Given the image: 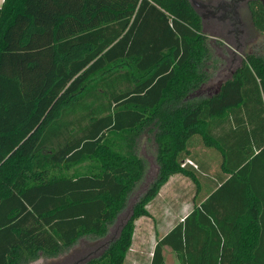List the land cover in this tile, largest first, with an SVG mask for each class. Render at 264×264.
Wrapping results in <instances>:
<instances>
[{
	"label": "trees",
	"instance_id": "1",
	"mask_svg": "<svg viewBox=\"0 0 264 264\" xmlns=\"http://www.w3.org/2000/svg\"><path fill=\"white\" fill-rule=\"evenodd\" d=\"M251 11L264 33V4ZM211 47L191 0H4L0 264L105 237L146 176L137 151L146 132L157 176L118 236L84 264H124L162 187L182 174L201 189L198 168L214 185L157 236L150 264H167L166 247L180 264H264V55L246 54L200 97ZM198 145L210 152L200 156ZM214 154L215 164L202 160Z\"/></svg>",
	"mask_w": 264,
	"mask_h": 264
},
{
	"label": "rangeland",
	"instance_id": "2",
	"mask_svg": "<svg viewBox=\"0 0 264 264\" xmlns=\"http://www.w3.org/2000/svg\"><path fill=\"white\" fill-rule=\"evenodd\" d=\"M191 1L202 15L205 33L209 36L212 44V58L207 65L210 79L195 92V95L204 97L215 94L220 85L226 79L232 77L233 73L244 62L246 54L264 55V33L256 29L247 9L242 13L239 28L235 27L239 32L229 34L223 29L225 26L222 24L221 19L217 17V14L212 13L214 4L221 0ZM210 5L214 6L210 8ZM199 139H201L200 136H194L191 143ZM192 150L200 156L204 155V152H210V150H203L201 145ZM137 151L148 162L146 176L130 195L127 208L111 226L109 233L102 238H83L71 250L57 257L43 256L29 264H84L89 259L100 255L107 248L109 243L118 236L121 227L130 216L133 204L146 191L158 173L157 144L153 134L146 132L141 137ZM211 152L218 153L215 150H211ZM186 161L188 162L189 159L187 158ZM216 161L217 155L214 154L211 163L215 164ZM198 169L199 175H201V189L197 187L191 178L182 174L173 175L167 184L162 187L159 195L149 204L150 215L143 216L136 222L132 248L128 252L124 264H150L157 236H163L176 225L180 218L193 207L194 199L196 197L197 199L203 198L208 189L214 185V174L205 176L204 172L200 168ZM165 256L167 264H178L176 255L169 247L165 248Z\"/></svg>",
	"mask_w": 264,
	"mask_h": 264
},
{
	"label": "flooded vegetation",
	"instance_id": "3",
	"mask_svg": "<svg viewBox=\"0 0 264 264\" xmlns=\"http://www.w3.org/2000/svg\"><path fill=\"white\" fill-rule=\"evenodd\" d=\"M256 1L264 4V0H221L217 4H214L215 6L210 5V8L214 6V8H212V13L217 14V17L221 19L222 24L225 26L223 29L229 34L233 32L238 33L239 30L235 27L239 28L241 24L240 19H242V13L245 9L249 11L250 18L253 22L251 6Z\"/></svg>",
	"mask_w": 264,
	"mask_h": 264
},
{
	"label": "crops",
	"instance_id": "4",
	"mask_svg": "<svg viewBox=\"0 0 264 264\" xmlns=\"http://www.w3.org/2000/svg\"><path fill=\"white\" fill-rule=\"evenodd\" d=\"M3 2H4V0H0V7H1V5L3 4ZM202 160H204V161H206V162H208V163L211 164V158H209V156H206L205 158H202ZM212 187H213V186H212ZM212 187H211V188H212ZM211 188L208 189L206 195H205L203 198H199V199H197V197H196V199H194V201H193V202H194L193 207L190 209V211H188V213H186L185 215H183L177 223H179L180 221H182V220H183V219H184V218H185V217H186V216H187V215H188V214L194 209V206H195L196 202H197V204H200L203 200H205V198L208 196V194H209ZM195 200H196V201H195ZM177 223H176V224H177ZM174 226H175V225H174ZM174 226H173V227H174ZM173 227H172V228H173ZM172 228H171V229H172ZM171 229H169V230H171ZM169 230H168V231H169ZM168 231H167V232H168ZM167 232H166V233H167ZM166 233H165V234H166ZM166 248H167V247H166ZM164 253H165V251H164ZM176 258H177V257H176ZM177 261H178V260H177ZM178 264H180L179 261H178Z\"/></svg>",
	"mask_w": 264,
	"mask_h": 264
}]
</instances>
